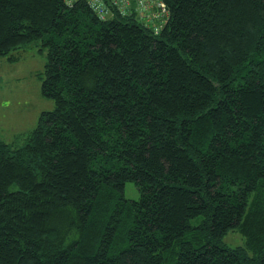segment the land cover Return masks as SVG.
Here are the masks:
<instances>
[{"label":"trees","instance_id":"1","mask_svg":"<svg viewBox=\"0 0 264 264\" xmlns=\"http://www.w3.org/2000/svg\"><path fill=\"white\" fill-rule=\"evenodd\" d=\"M165 2L154 33L0 0V58L41 41L56 104L0 138V264H264V0Z\"/></svg>","mask_w":264,"mask_h":264},{"label":"rangeland","instance_id":"2","mask_svg":"<svg viewBox=\"0 0 264 264\" xmlns=\"http://www.w3.org/2000/svg\"><path fill=\"white\" fill-rule=\"evenodd\" d=\"M15 53L19 55L18 59L0 58V138L8 142L27 134L36 126L43 111L53 110L56 106L53 99L42 93L47 47L39 41ZM125 196L129 199L140 197L135 182L126 183ZM244 240L234 229L223 238L229 247L243 245Z\"/></svg>","mask_w":264,"mask_h":264},{"label":"built area","instance_id":"3","mask_svg":"<svg viewBox=\"0 0 264 264\" xmlns=\"http://www.w3.org/2000/svg\"><path fill=\"white\" fill-rule=\"evenodd\" d=\"M71 3L74 0H70ZM101 20L115 16H135L148 29L159 33L167 24L170 12L165 0H86Z\"/></svg>","mask_w":264,"mask_h":264}]
</instances>
